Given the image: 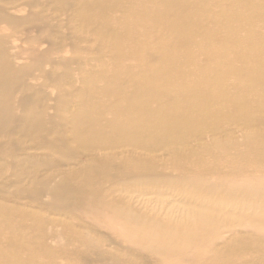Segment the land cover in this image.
Segmentation results:
<instances>
[{"label": "rangeland", "instance_id": "rangeland-1", "mask_svg": "<svg viewBox=\"0 0 264 264\" xmlns=\"http://www.w3.org/2000/svg\"><path fill=\"white\" fill-rule=\"evenodd\" d=\"M0 56V264L6 257L23 264H167L153 252L160 242L168 243L173 264H228L214 255L233 251L236 244L251 245L240 251L241 264H264V223L257 218L264 214V199L214 202L227 227L214 226L207 239V226L198 217L213 216L204 203L187 197L194 196L188 186L147 191L134 184L104 186L112 203L125 204L137 215L194 228V237L175 244L173 236L155 243L143 236L136 247L125 236L139 232L122 218L115 220L100 200L85 199L70 213L63 207L57 211L63 199L54 193L60 184H75L102 155L109 166L122 157L154 156L160 170L179 181L201 178L211 184L258 176L264 163L258 165L248 151L252 137L264 142V111L248 104L244 112L252 120L245 123L239 106L220 117L222 103H217L210 115H201L193 103L174 98L198 84L200 77L189 72H201L210 82L220 71L214 91L234 86L225 102L238 92L250 100L255 91L247 88L253 81L236 77L264 75V70L248 71L264 62V0H0ZM69 59L73 62L62 64ZM93 73L98 76L90 82ZM109 84L115 85L111 91ZM138 94L148 116L147 128L133 134L135 142L100 151L74 140L72 115L88 116L108 132L110 121L122 125L134 117ZM21 98L26 100L22 107ZM161 107L186 119L164 143L158 142L164 131L154 117ZM225 113H241L235 116L238 123L231 124ZM172 163L179 167L171 171ZM79 239L98 250L80 259Z\"/></svg>", "mask_w": 264, "mask_h": 264}, {"label": "bare ground", "instance_id": "bare-ground-1", "mask_svg": "<svg viewBox=\"0 0 264 264\" xmlns=\"http://www.w3.org/2000/svg\"><path fill=\"white\" fill-rule=\"evenodd\" d=\"M12 24L16 25V21L14 18L7 16ZM81 22V19H79ZM44 59V55L42 56ZM1 60V56H0ZM73 59L64 60L62 62L63 65L67 66ZM257 62V61H256ZM178 69V68H177ZM264 70V62H260L256 69H248V71ZM178 73L181 77V80L185 79V76L182 72ZM191 77H200L198 84L192 87L187 94L180 93L175 96L174 100L176 102H186L192 104L199 109L201 115H210L211 110L209 108L214 107L215 104L222 103L220 107V117L224 111H227L230 108L240 107L242 110L241 113H236L234 116H230L229 113H225L226 118L230 121L231 124H237V116L242 115V119L247 123V120H252V115H249L247 112H244V108H248V104H253L257 107L258 110L264 111V107L262 103L264 101V87L257 86L256 83L261 82L264 84V75L262 77L255 76L251 74H243V72L237 76L236 78L239 82L244 81L245 79H251L253 83L249 84L247 89L254 90L255 92L251 94L250 100L244 97V92H238L235 94L234 99L225 102L224 100L231 97L234 86L226 87L222 92H215L214 89L217 88L216 83L220 82V76L223 74L220 71H215L217 74L215 78L210 79V82L207 78H201V72L196 74L195 71L189 72ZM19 74V73H18ZM98 76L97 73H93L89 76V81L92 82ZM212 82V83H211ZM2 84H4L2 82ZM208 86V89H205L204 86ZM115 87L114 84H109L106 87L107 91H111ZM229 88V89H227ZM202 90H206V95L204 97L200 96V92L203 93ZM142 96L138 94L134 97L133 103V112L134 117L130 118L127 124L117 125L113 121H110L107 126L109 131L106 132L97 121L90 119L88 116H79L76 117L72 115L71 121L72 126L74 127L73 138L75 141L86 140L91 143V148L98 149L100 151H107L113 149L117 146H126L130 141L135 142L133 138V134L140 130L143 127L147 128V109L140 106V102L142 101ZM83 99H81V102ZM26 103V100L21 98L20 107H22ZM262 106V107H261ZM241 114V115H240ZM155 119H157V126L160 127L164 134L159 137L158 142L164 143L165 140L172 138L175 133L173 129L181 125L186 121L184 116L174 113L168 114L166 108L161 107L159 112L154 115ZM153 117H151L152 119ZM33 119V116H30L29 121ZM244 127V125H242ZM83 127L82 131H75L76 128ZM254 142L249 144V156L258 160V165L264 163V142H260L261 139L258 137L251 138ZM64 141V140H63ZM173 142H176L174 140ZM182 147L187 146L186 142L181 144ZM105 156L102 155L100 157V161L95 164H90L89 167L84 168L82 174L77 175L75 184L71 185L70 183H65L64 185L60 184L54 191L56 195H61V200L59 206H57V211H59L62 207L66 208L70 213L75 210L78 206V203H83L85 199L100 200V203L108 208H106L114 217L115 220L122 218L125 223H130L133 227V231L137 230L139 235H130L125 236L126 240L133 246L139 247V239L143 236L149 237L150 243L159 242L158 239L161 237H168L171 240L173 236L174 244L179 241L182 237H194V228L193 226L184 225L181 222L176 221L175 219L167 218V221L163 223H158L153 218V216H149L146 218L142 215H137L134 211H132L125 204L116 205L111 202V200L107 197L106 191L104 190V186H108L111 188H119L123 187L127 184H134L135 186H139L143 188L145 191L150 190V188L162 186L174 187L177 184H184L188 186V188L192 189L194 192V196L187 197L189 199L194 200L196 203L201 205L202 203L205 206H201L204 210L208 208L210 214H212L213 218L209 219L208 217L203 218L204 220L199 219V223L202 226H207L205 228V235L209 236L207 239H210V235H212V228L214 226H221L223 228L227 227L220 219L219 214H223L222 209H218L213 205L214 202H221L228 200L229 198H256V199H264V170H259L258 176H254L248 180H228L223 179L217 183H207L201 178L188 179L186 181H179L177 176H172L166 171L160 170V165L158 160L153 156L150 160H142L135 157L128 158L122 157V160H118L120 163H112L111 166L107 165L103 160H105ZM187 157H185L186 159ZM156 160V161H155ZM172 169H176L179 165L173 166ZM253 175L254 171H250ZM233 174V172L231 171ZM136 192V190H134ZM214 197V198H213ZM68 198H74L77 200V203L70 204L67 202ZM258 221L264 223V214H259L257 216ZM240 219H244V217H240ZM34 225H38L39 222H32ZM125 226V225H124ZM175 228L177 230H175ZM207 229V230H206ZM11 232H15V229L10 228ZM178 231V232H177ZM76 236V235H75ZM70 238L71 236L68 235ZM79 247L82 248L80 252H78V257L80 259H88L94 252L98 249L92 246L90 243L84 240H80L77 242ZM137 244V245H135ZM234 249L226 250L224 252H219L217 255H214L215 259L220 258L225 263L228 264H241L244 263L245 260L241 258L240 251L241 250H250L251 245L247 244H236L233 245ZM154 254L156 256H161L163 261L167 264H173L174 257L173 254L169 253V247L167 244L159 243V246L154 248ZM4 254L3 252L1 253ZM98 257H100L97 254ZM167 256H172V260L167 258ZM17 259L20 264H23V261L19 258H8L6 257V261L3 264H15L12 260ZM238 259L240 261L238 262ZM177 260V259H176ZM94 261V260H93ZM95 262V261H94ZM125 264H133L126 262ZM139 264V263H138Z\"/></svg>", "mask_w": 264, "mask_h": 264}]
</instances>
